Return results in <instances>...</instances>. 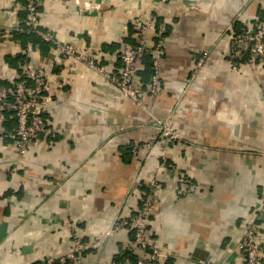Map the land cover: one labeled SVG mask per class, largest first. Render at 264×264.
Segmentation results:
<instances>
[{
	"label": "crops",
	"instance_id": "obj_1",
	"mask_svg": "<svg viewBox=\"0 0 264 264\" xmlns=\"http://www.w3.org/2000/svg\"><path fill=\"white\" fill-rule=\"evenodd\" d=\"M24 5L0 0V90L12 92L23 76L31 43L48 75L47 130L21 153L10 134L16 120L0 109V264L65 255L74 235L104 241L70 264H109L129 246L130 217L152 178L146 235L167 254L161 264H242L245 228L254 223L264 239V67L232 70L227 54L232 34L264 16V0H39L40 30L78 52L91 46L111 73L135 41L134 21L153 23L152 40L164 42L161 81L143 106L53 41L23 32ZM158 119L180 138L162 139ZM182 177L192 187L183 196Z\"/></svg>",
	"mask_w": 264,
	"mask_h": 264
},
{
	"label": "built area",
	"instance_id": "obj_2",
	"mask_svg": "<svg viewBox=\"0 0 264 264\" xmlns=\"http://www.w3.org/2000/svg\"><path fill=\"white\" fill-rule=\"evenodd\" d=\"M39 0H25L24 27H20L27 33H40L46 40L53 41L55 48L64 56L72 59H80L90 67L95 68L106 78L111 80L123 95L130 97L136 103L143 106L145 94L156 93L161 81V57L163 52V39L157 36L152 40L149 31L153 28L151 21L135 20L137 33L134 42H125L120 53L121 69L111 73L105 65L96 61L95 51L89 46L85 51L78 52L73 43L62 42L51 33L42 32L39 28ZM152 54L151 76L149 83L144 86L137 75L139 62L145 54ZM228 65L232 70H238L244 66L261 65L264 67V19L257 18L241 32H234L230 39L228 49ZM207 52L202 51L196 60V68L201 67L206 60ZM48 85V75L43 67L35 61V49L28 43L25 50V62L23 77L16 82L12 92L0 90V109L9 110L16 120V126L10 133L15 137L16 146L24 153L36 135L46 132V123L42 115L41 97ZM145 107V106H144ZM156 129L159 136L166 141H174L180 138V133L173 129L168 122L158 119ZM9 134V133H8ZM142 146H150V142ZM138 148V146H136ZM157 178H152L147 190L143 193L140 205L130 217V223L134 229V238L129 247L134 251L146 252V256H139L133 264H161L162 258L167 254L157 245L151 244L146 235L148 222L152 212L154 191L157 186ZM191 184L185 177L179 180L177 189L179 195H187L191 190ZM261 209H264V198ZM117 220L115 225L121 224ZM72 228L74 224L67 221ZM254 223L248 225L239 241V249L243 255L242 264H264V239L257 241L259 232ZM104 241V235H97L91 241H85L77 235L73 236L71 249L59 257L48 255L44 257L46 264H64L69 260L81 258L84 250L99 247ZM109 264H131L127 261L111 259Z\"/></svg>",
	"mask_w": 264,
	"mask_h": 264
},
{
	"label": "trees",
	"instance_id": "obj_3",
	"mask_svg": "<svg viewBox=\"0 0 264 264\" xmlns=\"http://www.w3.org/2000/svg\"><path fill=\"white\" fill-rule=\"evenodd\" d=\"M24 15H25V11L23 12V16H22V26L24 27V22H23V19H24ZM260 19H264V16L263 17H260ZM21 26V27H22ZM242 30H240V31H236V32H241ZM23 32H25L26 34H28V35H34L35 34V32H30V33H27L25 30H23ZM235 32V33H236ZM25 33H23V34H25ZM142 60H143V63H144V67H143V69H142V71L140 70V73H142V77H146L147 78V75H148V79L150 78V76H151V73H152V71H151V63H152V54L151 53H147V54H145L144 56H143V58H142ZM139 72V71H138ZM23 77V76H22ZM21 77V78H22ZM20 78V79H21ZM19 79V80H20ZM18 80V81H19ZM8 133V132H7ZM6 134V133H5ZM147 190V189H146ZM132 232H133V236H132V238H131V240H130V242L133 240V238H134V229L132 228ZM113 259H115L116 261H127V262H129V263H131V264H133V263H135L136 262V260L138 259V255L136 254V252H134L129 246L126 248V249H124V250H122V251H120L119 253H117L114 257H113ZM70 262H72L71 260H69V261H67L66 263H64V264H70ZM42 264H46L45 262H44V260L42 261ZM55 264H60V263H55Z\"/></svg>",
	"mask_w": 264,
	"mask_h": 264
}]
</instances>
